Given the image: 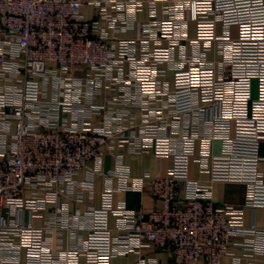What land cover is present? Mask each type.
<instances>
[{"label":"built area","instance_id":"built-area-1","mask_svg":"<svg viewBox=\"0 0 264 264\" xmlns=\"http://www.w3.org/2000/svg\"><path fill=\"white\" fill-rule=\"evenodd\" d=\"M86 4L0 0V264H111L148 247L174 264L240 263L232 248L264 264V227L246 223V209H264V0H106L93 20ZM145 4L154 15L161 4L163 19L122 38L132 22L119 15ZM108 82L119 94L97 103ZM117 147L173 165L166 175L132 177L123 165L107 175L103 159ZM192 161L210 181L191 178ZM97 175L110 183L87 213L83 246L54 249L47 233L72 220L55 212L40 226L45 210L64 197L94 199ZM217 181L245 184L244 204L216 203ZM117 192L147 193L159 206L133 210L115 203Z\"/></svg>","mask_w":264,"mask_h":264},{"label":"crops","instance_id":"crops-1","mask_svg":"<svg viewBox=\"0 0 264 264\" xmlns=\"http://www.w3.org/2000/svg\"><path fill=\"white\" fill-rule=\"evenodd\" d=\"M87 4L83 8V15L86 20H93L96 17L97 8L95 2H103L106 0H86ZM119 2H124L127 0H117ZM162 5H157V11L154 15L151 11V6L145 4L138 11L130 8L129 10H123L125 18L129 19L132 24L131 28L120 33L122 38L137 39L140 38L142 34L143 25L150 23L155 20L163 19ZM110 13L118 15L116 10L112 6H108ZM103 26L107 28V23H103ZM109 32L110 29H108ZM188 35L190 38L195 37V24L190 22L188 25ZM188 52L191 49L188 48ZM178 54V49L176 50ZM166 79L170 83V89H173V72L168 71ZM107 87L102 91V93L96 96L95 100L97 103H104L113 97L117 96L118 90H113ZM140 109H134V112H139ZM140 122V120H138ZM260 155L263 158L261 163V171L264 178V143L261 145ZM121 165L127 166L129 168L132 177H142L146 174L150 175H166L169 169L173 165L172 157H160L154 153H146L141 155L131 154L127 147H117L115 151H107L103 163L102 170L107 175H110L113 171L117 170ZM90 167H94L95 164L90 162ZM191 178L194 180H199L201 182L210 181V174L203 173L200 171L198 164L192 161L190 168ZM85 177L84 172H80L77 179L83 180ZM110 183L105 176L97 175L95 179V198L86 199L85 201L78 202L75 198L64 197L62 199V204L60 208L55 205H50L47 210H45L44 218L40 219V226H47L49 220L56 212L59 218L66 222L71 219L72 224L68 223L65 228L59 229L57 233L48 232L47 238L52 241V247L54 249H79L83 246L85 240L88 236V226L89 219L87 217L88 211L91 207H100L102 203L103 191ZM114 185L117 183L116 179L112 180ZM213 198L218 204H233V205H243L247 195V186L243 183L238 182H222L217 181L213 183ZM115 203L124 201L130 209L133 210H143L150 211L155 207L159 206V202L147 193L138 192H117L114 196ZM257 223L259 226L264 227V209H246V223L250 225L251 223ZM116 217L111 216L110 224L114 228L116 226ZM64 224V223H63ZM68 226V227H67ZM232 251L236 256L241 258L240 263H236L232 258L226 257L222 260V264H247V259L243 256L244 251L237 248H232ZM140 257L147 261H155L157 264H174L171 260L170 254L166 251H162L155 247H148L142 251V254L131 253L129 255H119L112 259L111 264H132ZM81 264H85V259H81Z\"/></svg>","mask_w":264,"mask_h":264},{"label":"rangeland","instance_id":"rangeland-1","mask_svg":"<svg viewBox=\"0 0 264 264\" xmlns=\"http://www.w3.org/2000/svg\"><path fill=\"white\" fill-rule=\"evenodd\" d=\"M231 34H232V36H233L234 38L238 37V34H239L238 27L234 26V27L232 28ZM256 87H257V84H256V82H255V88H254L255 95H256V92H257V88H256Z\"/></svg>","mask_w":264,"mask_h":264}]
</instances>
